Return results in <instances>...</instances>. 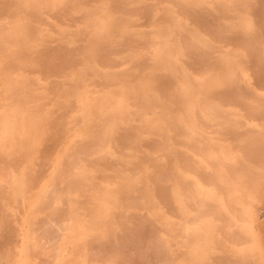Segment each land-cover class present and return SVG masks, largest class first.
Segmentation results:
<instances>
[{
    "label": "rangeland",
    "instance_id": "374dc122",
    "mask_svg": "<svg viewBox=\"0 0 264 264\" xmlns=\"http://www.w3.org/2000/svg\"><path fill=\"white\" fill-rule=\"evenodd\" d=\"M0 264H264V0H0Z\"/></svg>",
    "mask_w": 264,
    "mask_h": 264
},
{
    "label": "bare ground",
    "instance_id": "6f19581e",
    "mask_svg": "<svg viewBox=\"0 0 264 264\" xmlns=\"http://www.w3.org/2000/svg\"><path fill=\"white\" fill-rule=\"evenodd\" d=\"M212 81V84H214V77H209ZM207 81H210V80H207ZM191 97L193 100L197 101V102H204L205 101V97L202 93H194V94H191Z\"/></svg>",
    "mask_w": 264,
    "mask_h": 264
},
{
    "label": "crops",
    "instance_id": "0c3cea01",
    "mask_svg": "<svg viewBox=\"0 0 264 264\" xmlns=\"http://www.w3.org/2000/svg\"><path fill=\"white\" fill-rule=\"evenodd\" d=\"M100 203H102V201Z\"/></svg>",
    "mask_w": 264,
    "mask_h": 264
}]
</instances>
